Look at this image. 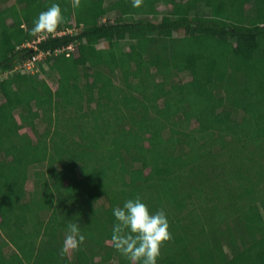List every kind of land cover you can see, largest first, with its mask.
Instances as JSON below:
<instances>
[{
    "label": "trees",
    "instance_id": "16d2710c",
    "mask_svg": "<svg viewBox=\"0 0 264 264\" xmlns=\"http://www.w3.org/2000/svg\"><path fill=\"white\" fill-rule=\"evenodd\" d=\"M8 1L0 264H128L112 210L135 197L167 214L158 264H264V0ZM53 3L64 22L33 34ZM111 7L120 16L104 21ZM40 52L34 74L17 68ZM218 209L229 214L219 224ZM69 223L85 239L62 253Z\"/></svg>",
    "mask_w": 264,
    "mask_h": 264
},
{
    "label": "clouds",
    "instance_id": "9594fccd",
    "mask_svg": "<svg viewBox=\"0 0 264 264\" xmlns=\"http://www.w3.org/2000/svg\"><path fill=\"white\" fill-rule=\"evenodd\" d=\"M142 0H131L132 7H140ZM80 0H72V7L78 8ZM64 22L61 7L53 3L41 11L33 21L31 32H54ZM114 223L111 239L115 249L128 261V264H158L163 244L171 238L169 221L165 210L152 211L140 197L129 198L122 206L112 210ZM77 224L67 225V235L62 253L83 242Z\"/></svg>",
    "mask_w": 264,
    "mask_h": 264
},
{
    "label": "rangeland",
    "instance_id": "374dc122",
    "mask_svg": "<svg viewBox=\"0 0 264 264\" xmlns=\"http://www.w3.org/2000/svg\"><path fill=\"white\" fill-rule=\"evenodd\" d=\"M205 1H206V4H207L206 6H209V0H205ZM14 2H18V0H10V1H8V5L13 4ZM4 6H5V4H3V3L0 2V11L3 9ZM222 7H223V4H220V8H222ZM201 9H202V11L198 15H200V16H210L211 11L208 10L207 7H205V5H201ZM196 15H194V16H196ZM119 16H120V12L117 11L116 9H114V7H111V10L109 11V13L106 15V17L103 20L104 21L105 20H114V19H116ZM158 18H155V19H158ZM161 18L163 20H167V16L166 15L165 16H162ZM42 35H44V34H42ZM161 35L167 36L166 33H163ZM33 45H34L33 42H31V43L28 44L29 47H31ZM69 52L70 53L74 52V54H75V48L73 47V50H70ZM76 64L79 65V66H81V67L86 66V60H85V58L82 57V56L77 55V53H76ZM17 68H19V66ZM10 73H11V71H8V72H2V71H0V79L3 78V77L9 76ZM43 77L45 78L46 76H43ZM179 79H181L182 81H185V80H188L189 79V76L187 74H184V75L179 76ZM48 81H49L50 85L53 87V89H56V84H55L56 82L54 81V79L53 80H48ZM13 109L14 110H17L15 107ZM55 112H58V109L57 108H55ZM182 116L186 117V114H184ZM42 125H44V124H42ZM195 127H196V124H193L190 127V129L193 130ZM36 128L37 127L36 126H33V125H30L28 127L25 126L22 129V132L28 133L33 138H36L37 136L33 133ZM43 128L44 127L42 126L40 130H43ZM197 128H198V132H200V133L201 132H204L203 127L198 126ZM191 133L194 134L193 132H191ZM135 162H137V161H135ZM45 167H46L45 164L37 165V166H35L34 170H36V169L37 170H43ZM139 174L140 175L143 174V171L141 169H139ZM32 189H33V185H32L31 182L27 183L26 185H19V190L21 192H24V193H28ZM93 198H94V201L95 202H97V203H103V200H101L99 198L98 194H94ZM187 210L188 209L185 210V213H186ZM203 213L206 214V215H210V211L209 210H205V212H203ZM227 215H229V214L225 210L218 209V210L214 211L210 215V218L211 217L212 218H216V221L219 224V222H223L222 220H225L224 218H226ZM197 220H198L197 221V223H198L199 222V219H197ZM226 250H227V248H226ZM227 251H229V250H227Z\"/></svg>",
    "mask_w": 264,
    "mask_h": 264
},
{
    "label": "built area",
    "instance_id": "2783aa9c",
    "mask_svg": "<svg viewBox=\"0 0 264 264\" xmlns=\"http://www.w3.org/2000/svg\"><path fill=\"white\" fill-rule=\"evenodd\" d=\"M64 32H60L59 34H63ZM70 50H73V46H68L67 48L62 49V51L68 52L67 55L69 56L71 53ZM50 52H40L39 54L33 56L32 58L28 59L22 65H19L18 69H21L22 72H27L29 75H32L36 72V62L42 60L46 56H48Z\"/></svg>",
    "mask_w": 264,
    "mask_h": 264
}]
</instances>
